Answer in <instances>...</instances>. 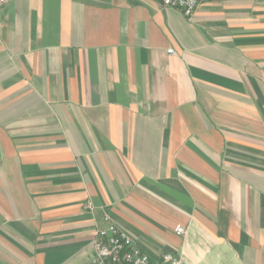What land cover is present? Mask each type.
Here are the masks:
<instances>
[{
    "label": "crops",
    "instance_id": "0c3cea01",
    "mask_svg": "<svg viewBox=\"0 0 264 264\" xmlns=\"http://www.w3.org/2000/svg\"><path fill=\"white\" fill-rule=\"evenodd\" d=\"M105 216L153 261L264 264V0L0 9V264H86Z\"/></svg>",
    "mask_w": 264,
    "mask_h": 264
},
{
    "label": "built area",
    "instance_id": "2783aa9c",
    "mask_svg": "<svg viewBox=\"0 0 264 264\" xmlns=\"http://www.w3.org/2000/svg\"><path fill=\"white\" fill-rule=\"evenodd\" d=\"M206 1L216 0H160L162 6L181 11L190 18L195 10ZM7 0H0V9ZM172 53L173 51L170 50ZM90 208L91 204L88 203ZM106 227L99 228L93 239L92 255L86 264H179L171 254H163L160 261H153L133 240L121 231L108 216H105ZM177 234H183L181 225L175 227Z\"/></svg>",
    "mask_w": 264,
    "mask_h": 264
}]
</instances>
